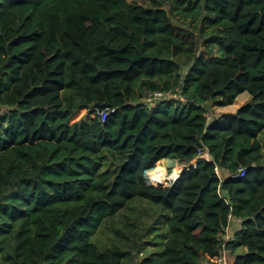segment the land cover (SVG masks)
I'll return each mask as SVG.
<instances>
[{"label":"trees","instance_id":"trees-1","mask_svg":"<svg viewBox=\"0 0 264 264\" xmlns=\"http://www.w3.org/2000/svg\"><path fill=\"white\" fill-rule=\"evenodd\" d=\"M0 109V264H264V0H0Z\"/></svg>","mask_w":264,"mask_h":264},{"label":"built area","instance_id":"built-area-1","mask_svg":"<svg viewBox=\"0 0 264 264\" xmlns=\"http://www.w3.org/2000/svg\"><path fill=\"white\" fill-rule=\"evenodd\" d=\"M178 99L179 101H184L183 97L181 94L178 93H173V92H152L149 93L144 99H143V104L146 108H153L156 106L159 102L165 101V100H174ZM113 112V110H109L108 108H103V109H95V115L100 118L101 121H104L106 116L110 113ZM208 120H210V116L207 117ZM202 152L201 150H198V155H201ZM244 169H240L238 173L235 175V177H242L244 174ZM178 177L177 175H172L170 176V180L168 181H175L176 178ZM240 221L238 219H235L231 215L227 216V224L231 226L233 223H239ZM217 239L221 243V248L219 251V255L215 258V260L212 262V264H231L230 258L232 257L231 252L229 249L226 247L227 243L230 242L233 239V236H230L228 232L225 230L224 232H219L217 234Z\"/></svg>","mask_w":264,"mask_h":264},{"label":"crops","instance_id":"crops-1","mask_svg":"<svg viewBox=\"0 0 264 264\" xmlns=\"http://www.w3.org/2000/svg\"><path fill=\"white\" fill-rule=\"evenodd\" d=\"M250 99V96L248 93H243L235 100V102L232 105L226 106V107H213L214 114H222V113H234L241 105L245 104ZM160 161H168L166 169H170L172 172V175H177V163L175 161L169 160V159H163ZM159 161V162H160ZM146 173V172H145ZM239 223H233L230 227V229L227 231L230 236H233V233L235 230H237ZM245 251V249H239L232 255L230 258V262L232 263L233 257L237 254H242Z\"/></svg>","mask_w":264,"mask_h":264},{"label":"rangeland","instance_id":"rangeland-1","mask_svg":"<svg viewBox=\"0 0 264 264\" xmlns=\"http://www.w3.org/2000/svg\"><path fill=\"white\" fill-rule=\"evenodd\" d=\"M199 13V12H198ZM198 16L200 17V13L198 14ZM219 45H218V43L216 44V46H215V48H214V51H213V55H212V57L211 58H209V59H215V58H217L218 56H219ZM246 94V93H245ZM0 112H2V109H0ZM82 114H84V112H81V114H79L78 116H76L74 119L76 120V119H79L81 116H82ZM167 166V165H166ZM172 171L170 170V169H166V167H165V171H164V176L162 177V178H158L156 175H155V173H153L154 175H153V180L154 181H157V182H164V181H168V180H170V176H172V173H171ZM150 185H153V184H151V183H149ZM137 207L138 208H140V210H141V213H143V214H146V217H147V219H151V218H155V216H157V214H158V210H156V209H153V208H150V207H147V206H145V205H142V206H138L137 205ZM128 213H125V214H123V215H121V216H118L117 218H116V222H118V221H125V218H126V216L125 215H127ZM107 232H109V228H104L103 230H102V233H100V235H99V238L100 239H104L105 238V234L107 233Z\"/></svg>","mask_w":264,"mask_h":264},{"label":"bare ground","instance_id":"bare-ground-1","mask_svg":"<svg viewBox=\"0 0 264 264\" xmlns=\"http://www.w3.org/2000/svg\"><path fill=\"white\" fill-rule=\"evenodd\" d=\"M165 167H167V166L164 163H158L152 172L155 173V175L158 178H162L164 176ZM155 182L161 183V182H157V181H155Z\"/></svg>","mask_w":264,"mask_h":264},{"label":"water","instance_id":"water-1","mask_svg":"<svg viewBox=\"0 0 264 264\" xmlns=\"http://www.w3.org/2000/svg\"><path fill=\"white\" fill-rule=\"evenodd\" d=\"M84 105H87V103L85 102Z\"/></svg>","mask_w":264,"mask_h":264}]
</instances>
